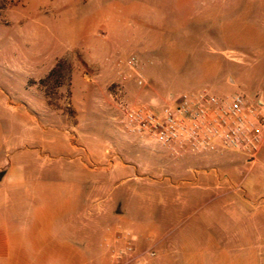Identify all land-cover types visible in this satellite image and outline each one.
Segmentation results:
<instances>
[{
    "label": "rangeland",
    "instance_id": "374dc122",
    "mask_svg": "<svg viewBox=\"0 0 264 264\" xmlns=\"http://www.w3.org/2000/svg\"><path fill=\"white\" fill-rule=\"evenodd\" d=\"M181 1L0 0V264H27L19 248L6 255V238L17 231L20 244L21 205L52 187L64 198L92 188L125 218L139 214L153 264H264V149L253 165L231 151L172 159L119 125V98L160 109L184 93L264 95L255 57L223 50L244 0L230 9L234 0H220V49L206 55L205 38L188 40L179 24ZM147 8L157 9L137 15ZM130 37L157 45L158 56L107 54L109 42ZM191 176L200 180L185 196ZM104 242L93 229L80 256L62 264H110Z\"/></svg>",
    "mask_w": 264,
    "mask_h": 264
},
{
    "label": "crops",
    "instance_id": "0c3cea01",
    "mask_svg": "<svg viewBox=\"0 0 264 264\" xmlns=\"http://www.w3.org/2000/svg\"><path fill=\"white\" fill-rule=\"evenodd\" d=\"M244 9L243 23L233 18L228 22L227 44L225 51L240 52L241 50L250 57H255L256 66L264 74V0H244L240 5ZM182 7L179 8L180 26L188 27L191 31L185 33L188 40L205 38L204 55L208 50L215 52L220 49V0H182ZM237 5L234 0L228 2L227 8ZM235 8V7H234ZM149 9V10H148ZM157 8L138 10L137 15L142 16L152 13ZM164 9L165 8H161ZM164 12V11H163ZM165 13V12H164ZM234 16L235 13H232ZM164 19V15H162ZM242 21V20H241ZM238 24V26H237ZM240 24H243L240 26ZM130 37L124 41L109 42L110 48L107 54L124 55L136 53L142 56H158L154 51L157 45L144 44L140 40ZM240 46V47H239ZM242 47V48H241ZM181 56H202L200 50H182ZM206 51V52H205ZM176 55V54H163ZM258 64V65H257ZM264 95L256 94L255 96ZM254 96V97H255ZM253 97V98H254ZM165 154L166 151L163 149ZM200 179L191 176L181 182L183 192L187 196L189 185H194ZM78 185H91V182H77ZM51 192L45 197L43 194L36 200H28L21 205L25 214L21 220L19 230V242L13 234L17 231L11 229V235L6 238V255L16 256V250H22L20 256L25 258L27 264H62L67 259H74L80 256L82 246L85 247L91 240L93 229L101 233L102 251L108 259V251L105 244L112 242L113 234L120 228H128L134 238V245L137 249L142 248L143 235L141 234L140 215H134L131 219L125 218L122 213H116L108 203L105 194H92V188H72L73 194L67 198L60 197L59 189H42ZM28 192V191H27ZM98 201L93 206V203ZM64 216V217H63ZM59 217L66 220L67 225H62ZM50 225H47V224ZM100 223V224H99ZM118 227V228H117ZM155 230V227H152ZM2 248L0 246V252Z\"/></svg>",
    "mask_w": 264,
    "mask_h": 264
},
{
    "label": "built area",
    "instance_id": "2783aa9c",
    "mask_svg": "<svg viewBox=\"0 0 264 264\" xmlns=\"http://www.w3.org/2000/svg\"><path fill=\"white\" fill-rule=\"evenodd\" d=\"M132 68L136 60L131 57ZM141 84V82H138ZM160 109L116 105L121 130L134 138L159 145L172 159L204 157L231 151L253 165L264 149V98L244 95L220 98L206 91L171 98ZM110 264H153L155 246L137 249L130 231L105 244Z\"/></svg>",
    "mask_w": 264,
    "mask_h": 264
},
{
    "label": "trees",
    "instance_id": "16d2710c",
    "mask_svg": "<svg viewBox=\"0 0 264 264\" xmlns=\"http://www.w3.org/2000/svg\"><path fill=\"white\" fill-rule=\"evenodd\" d=\"M57 68H58V67H56L55 69H53V70L51 71V73L56 72V71H57Z\"/></svg>",
    "mask_w": 264,
    "mask_h": 264
}]
</instances>
